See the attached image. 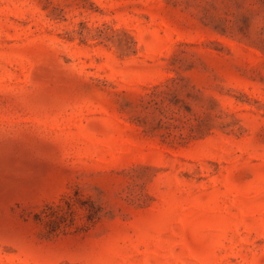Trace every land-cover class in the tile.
<instances>
[{
  "label": "rangeland",
  "instance_id": "obj_1",
  "mask_svg": "<svg viewBox=\"0 0 264 264\" xmlns=\"http://www.w3.org/2000/svg\"><path fill=\"white\" fill-rule=\"evenodd\" d=\"M0 264H264V0H0Z\"/></svg>",
  "mask_w": 264,
  "mask_h": 264
}]
</instances>
